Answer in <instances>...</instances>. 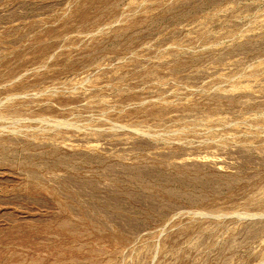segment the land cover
I'll use <instances>...</instances> for the list:
<instances>
[{
    "label": "rangeland",
    "instance_id": "374dc122",
    "mask_svg": "<svg viewBox=\"0 0 264 264\" xmlns=\"http://www.w3.org/2000/svg\"><path fill=\"white\" fill-rule=\"evenodd\" d=\"M0 264H264V0H0Z\"/></svg>",
    "mask_w": 264,
    "mask_h": 264
}]
</instances>
